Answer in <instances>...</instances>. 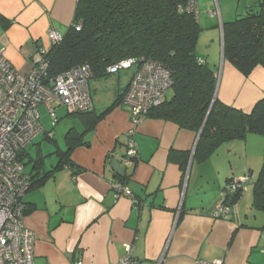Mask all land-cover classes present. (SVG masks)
Wrapping results in <instances>:
<instances>
[{
	"label": "crops",
	"instance_id": "0c3cea01",
	"mask_svg": "<svg viewBox=\"0 0 264 264\" xmlns=\"http://www.w3.org/2000/svg\"><path fill=\"white\" fill-rule=\"evenodd\" d=\"M77 1L0 0L5 19L0 20V49L16 68L29 71L38 49L50 46L49 31L66 33ZM234 1L197 0L202 27L197 56L217 73L216 97L249 113L264 98V66L245 75L224 57L223 23L235 19L240 6L251 7L252 0ZM132 72L121 70L89 81L96 113L127 88ZM115 74L119 76L113 78ZM79 123L65 131L75 127L83 133L71 154L74 167L54 171L24 197L29 210L25 224L37 237V262L117 264L131 244L139 264H205L216 259L222 264H264V210L252 204L254 174L261 161L251 144L253 133L222 143L209 158L200 159L195 157L200 133L147 116L134 127L138 157L127 166L122 159L133 128L127 106H115L92 128ZM56 140L66 147V139L64 146ZM41 143L33 141L26 151L33 158L42 154L44 164L46 156L54 155L51 166L45 164L49 171L57 165V147L45 154ZM172 150L181 154L170 159ZM113 159L125 167V177L113 169ZM31 166H26L28 172ZM246 175L240 198L232 201L234 179ZM118 179L138 203L116 196L111 184Z\"/></svg>",
	"mask_w": 264,
	"mask_h": 264
},
{
	"label": "trees",
	"instance_id": "16d2710c",
	"mask_svg": "<svg viewBox=\"0 0 264 264\" xmlns=\"http://www.w3.org/2000/svg\"><path fill=\"white\" fill-rule=\"evenodd\" d=\"M189 3L190 0H78L68 30L44 52L49 62L46 81L83 63L91 65V79H104L113 73L108 68L122 60L136 59L131 68L116 71L133 70L132 75L143 59L157 60L172 74L173 93L170 99L151 107L147 116L173 121L183 129L200 133L195 157L209 158L222 143L245 138L250 133L264 138V98L247 113L216 97L217 73L197 56L202 27L196 11L187 9ZM3 19L0 15V20ZM223 35L224 57L238 70L250 75L257 65L264 66V0H258L256 7L251 5L244 16L224 22ZM127 89L128 86L100 113L91 110L73 114L92 128L112 108L122 104ZM45 132V139L57 147V165L46 171L42 154L30 157L26 147L21 159L26 166L32 164L28 172L29 189L39 186L58 169L73 168L71 154L83 141V133L70 128L64 136L66 147L62 149L53 134ZM180 154L172 150L169 157L176 159ZM261 167L252 187V204L257 210H264V160ZM241 194L242 187H237L232 201ZM28 211L26 205L25 215Z\"/></svg>",
	"mask_w": 264,
	"mask_h": 264
},
{
	"label": "built area",
	"instance_id": "2783aa9c",
	"mask_svg": "<svg viewBox=\"0 0 264 264\" xmlns=\"http://www.w3.org/2000/svg\"><path fill=\"white\" fill-rule=\"evenodd\" d=\"M187 9L196 11L197 0H190ZM80 29L79 26L76 27ZM63 34L55 30L48 33L51 42L61 39ZM46 49L39 48L34 66L29 71H20L0 49V264H51L37 262L35 231L25 224V195L31 187V177L21 159V152L31 144L44 127L41 124L39 106L44 104L54 119L56 110L66 106L67 113L94 109L89 81L92 67L88 63L78 64L46 81L49 62L44 58ZM136 59L120 61L108 69L116 72L131 68ZM172 74L157 60L143 59L133 73L122 104L127 106L133 128L128 131V150L122 161L134 165L138 148L134 136L135 125L146 118L151 107L157 106L172 86ZM52 135V132L50 133ZM248 175L234 179L232 190L242 187ZM116 196H128L138 202L132 190L120 179L113 181ZM226 209L221 208L224 214ZM134 246L128 244L117 264H139L132 255ZM75 264H82L78 262ZM205 264H222V259Z\"/></svg>",
	"mask_w": 264,
	"mask_h": 264
},
{
	"label": "rangeland",
	"instance_id": "374dc122",
	"mask_svg": "<svg viewBox=\"0 0 264 264\" xmlns=\"http://www.w3.org/2000/svg\"><path fill=\"white\" fill-rule=\"evenodd\" d=\"M236 1V0H235ZM234 1V3H235ZM251 1V0H250ZM238 2V0H237ZM238 3H236L235 5H237ZM258 4V0H252L251 1V4L250 6L252 5L253 7H256V5ZM248 9H244L242 6H240L239 10H237V14L235 16V18H240V16H244L246 14ZM199 45H201V43H199ZM200 47V46H199ZM119 75L118 74H115V75H112L113 78H117ZM173 93V89L170 88L169 90H167L164 98L165 99H170V96L172 95ZM66 106H61L60 107V110H59V107H58V110H57V114L60 116V121L56 124H54V119L53 117L48 114V111L46 109V106L44 104L40 105L39 106V111H40V115L42 116L41 117V124L42 126L44 127V129L46 131H53L54 133V137L56 139H58V142L61 146H64L65 144V139H64V133L65 131L72 125H77L79 126L80 123H79V119L73 115H67V111H66ZM256 135V136H255ZM45 136H46V133L45 131H41L38 136L34 139V142H38V141H41V145H42V148H43V152L45 154H50L54 149H55V144L53 141H48L47 139H45ZM258 136V137H257ZM252 137H255V138H252V139H255L253 140L254 143H251L253 147V151L255 154H259V159L261 157V161L259 162V165H258V168L255 170L256 173L254 174V178L255 180H257V177L259 175V172L261 170V166L263 164V160H264V155H263V152H264V138L262 135L260 134H254V136ZM256 137L259 138V141L256 140ZM54 160V155H51V156H46V161H45V164L47 167H50L51 166V162ZM253 180L251 181H248V186L251 184Z\"/></svg>",
	"mask_w": 264,
	"mask_h": 264
},
{
	"label": "water",
	"instance_id": "95a60500",
	"mask_svg": "<svg viewBox=\"0 0 264 264\" xmlns=\"http://www.w3.org/2000/svg\"><path fill=\"white\" fill-rule=\"evenodd\" d=\"M203 129V128H202ZM202 129H201V131H202ZM200 131V132H201ZM112 167H113V169L117 172V173H119L120 174V176H122V177H125V167H123L121 164H120V162L119 161H117L116 159H113L112 160Z\"/></svg>",
	"mask_w": 264,
	"mask_h": 264
}]
</instances>
